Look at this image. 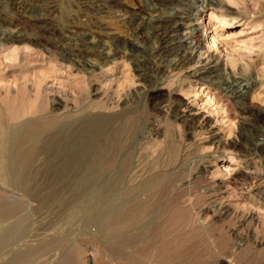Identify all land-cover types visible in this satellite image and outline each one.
<instances>
[{"label": "rangeland", "instance_id": "1", "mask_svg": "<svg viewBox=\"0 0 264 264\" xmlns=\"http://www.w3.org/2000/svg\"><path fill=\"white\" fill-rule=\"evenodd\" d=\"M221 1L235 20L223 19L219 9H205L200 59L197 54L187 69L164 65L155 71L158 41L149 32L135 33L137 25L129 22L132 12L147 11L144 0H0V208H13L0 222V232L27 220L15 247L4 246L0 238L1 264L19 249L32 253L28 264H61L70 255L72 264H264V191L254 189L264 177V150L255 148L264 146V116L218 101L230 76L253 75L258 79L250 101L264 109V0ZM240 19L245 25L237 27ZM99 38L108 42L104 61ZM129 42L139 44L141 51ZM212 55L219 58L224 77L204 82L198 70ZM89 60L100 69L85 67ZM173 93L209 125L206 130H189L174 116ZM37 129H43V140L22 138ZM209 132L219 143H209ZM87 133L95 137L84 169L102 170L87 196L100 200L68 223L69 192L84 169L66 179L49 162L46 169L43 142L56 138L73 144L70 135L87 139ZM13 139L24 141L20 152L28 154L22 161L30 165L19 161L8 169ZM17 166L35 173L30 174L36 176L32 192L19 187L16 172L26 169ZM116 212L126 230L101 236L100 222Z\"/></svg>", "mask_w": 264, "mask_h": 264}, {"label": "bare ground", "instance_id": "2", "mask_svg": "<svg viewBox=\"0 0 264 264\" xmlns=\"http://www.w3.org/2000/svg\"><path fill=\"white\" fill-rule=\"evenodd\" d=\"M118 1V0H116ZM113 2V1H112ZM115 2V1H114ZM117 3V2H116ZM144 3L146 5V8H147V13H148V10H149V14L146 16V12H144V10H140V11H134V12H130L128 9H125V12H127L128 14L131 13V19L129 18V22L130 20H132L131 24H133L134 28L136 27L135 25H137V27H140V24L139 22L142 21V23L144 22V25L143 27L141 28H135V33H141L142 31H144V33L146 32H149L147 34H150V37L152 36V38L156 39L158 42L157 44L159 43V48L157 50H155V52H153V57L155 55V57L158 58V65L159 67L154 66L152 63L156 60H155L151 63L155 68L157 67V70H160V68H163L164 65H167V66H170L171 67H176L177 68H180V70H182V68H186L187 66L189 67L193 62H194V59H197L195 58V56L198 54V58L200 56H202V51H203V48H202V44H201V39H202V15L203 13L205 12V9L207 8H214V9H219L220 11V15L223 19L227 20V19H230L232 14H233V11L231 12V8L227 7L223 1L221 0H144ZM110 4V3H109ZM115 4V3H114ZM117 5V4H116ZM119 7H120V2H119ZM111 6V4H110ZM104 7V6H103ZM106 8V7H105ZM118 8V7H116ZM115 8V9H116ZM122 9V8H120ZM123 10V9H122ZM105 10L103 9L102 12H104ZM118 11V9H117ZM121 11V10H120ZM163 12V13H162ZM107 13V12H105ZM123 13V12H121ZM108 14V13H107ZM104 15V14H103ZM119 15V13H118ZM237 15V14H236ZM126 16V15H124ZM129 16V15H128ZM242 16V15H241ZM127 17V16H126ZM124 17V18H126ZM243 17V16H242ZM245 17V16H244ZM243 17V19H244ZM121 18V17H120ZM243 19H240L239 22H236L235 24L237 25V27H242L244 26L245 24H242L243 23ZM125 20V19H124ZM128 20V19H127ZM234 18H231L229 20V22H234ZM141 23V24H142ZM139 25V26H138ZM142 26V25H141ZM132 27V26H130ZM133 30V29H132ZM131 30V31H132ZM7 31V30H6ZM5 32V31H4ZM11 32V31H10ZM134 32V31H133ZM9 33V32H8ZM104 34V33H103ZM101 34V36L103 35ZM107 35V34H106ZM134 35V34H133ZM100 36V35H99ZM108 36V35H107ZM132 36V35H131ZM138 36V35H137ZM136 36V37H137ZM140 36V35H139ZM147 38L149 35H146ZM13 38V37H12ZM3 39V38H2ZM8 39V38H7ZM19 39V38H18ZM109 39V38H108ZM112 39V38H111ZM121 39V38H120ZM130 39H132L130 37ZM139 38H136L134 40H137ZM141 39V38H140ZM153 39V40H154ZM104 40V39H103ZM102 39L100 41V38H99V43H98V51L101 50V54L102 55H105L106 58L103 59L106 60L107 58H109V55L107 54V49L106 48V42H104ZM110 40V39H109ZM112 40H115L114 37ZM123 40H126V39H123ZM122 40V41H123ZM116 41V40H115ZM121 41V42H122ZM138 41V40H137ZM136 41V42H137ZM151 41V39H150ZM97 42V41H95ZM125 42V41H124ZM128 42V41H127ZM125 42V43H127ZM134 42V41H133ZM135 42V43H136ZM139 42V41H138ZM108 43V42H107ZM118 43V42H117ZM120 43V42H119ZM131 43V45L134 47V48H137L138 49H142L141 47H139L136 44L132 43V42H129V44ZM156 43V42H155ZM92 44V43H91ZM94 44V43H93ZM124 44V43H123ZM126 45V44H124ZM123 45V46H124ZM92 46V45H91ZM108 46V45H107ZM120 45L118 44V47ZM90 47V46H89ZM95 47V46H93ZM129 47V46H128ZM131 47V46H130ZM129 47V48H130ZM96 48V47H95ZM131 50V48H130ZM133 50V49H132ZM154 50V49H153ZM107 51V52H106ZM139 51V50H138ZM141 51V50H140ZM139 51V52H140ZM99 53V54H100ZM136 53V52H135ZM110 54V53H109ZM133 53H131V56H132ZM139 54V53H137ZM136 54V55H137ZM111 55V54H110ZM149 55V54H148ZM151 55V54H150ZM149 55V57H150ZM120 56V55H119ZM135 56V54H134ZM118 57V56H117ZM137 59H138V55L136 56ZM116 58V56H115ZM100 59V58H99ZM113 59V58H112ZM136 59V58H135ZM151 60V58H149ZM200 59V58H199ZM153 60V59H152ZM110 61V60H109ZM113 61V60H112ZM89 62H92V61H88V65H84L85 67L88 66L90 70L92 71H96V70H99L100 66L98 67V63L97 65L96 64H93L94 62L92 63H89ZM149 62V61H148ZM219 62V58H218V61L217 59H214L213 55L210 57L209 56V59L207 61L206 64H202V66H200L199 68V75H198V72L196 73L195 72V75L194 76H197L198 75V78L201 79V80H204V82H208V80H214V79H221L223 78V73L221 71V68H220V64L218 63ZM147 63V62H146ZM145 63V64H146ZM196 63V61L194 62ZM103 64V63H102ZM144 64V63H143ZM143 64H142V67H143ZM150 64V63H149ZM148 64V65H149ZM157 64V63H156ZM198 64V63H197ZM147 66V65H146ZM87 67V68H88ZM150 67V66H149ZM187 67V68H188ZM151 68V67H150ZM153 68V67H152ZM168 68V67H167ZM172 68V69H173ZM186 68V69H187ZM139 69H140V65H139ZM138 69V71H139ZM146 67L144 68V71H145ZM142 70V69H141ZM154 70V69H153ZM163 70L162 69V73H163ZM143 71V70H142ZM141 71V72H142ZM147 71V70H146ZM152 71V70H151ZM150 71V72H151ZM140 72V73H141ZM148 72V71H147ZM160 72V71H158ZM146 73V72H145ZM154 73V72H153ZM156 73V72H155ZM154 73V74H155ZM142 74V73H141ZM149 74V73H148ZM158 74V73H157ZM156 74V75H157ZM152 75V74H151ZM150 75V76H151ZM155 75V76H156ZM140 76V75H139ZM145 76V75H143ZM141 75V77H143ZM147 76V74H146ZM145 76V77H146ZM161 76V75H160ZM160 76H156V77H160ZM155 78V77H154ZM231 78V79H230ZM146 80V78H144ZM142 79V80H144ZM152 79V77L150 78ZM156 79V78H155ZM153 79V80H155ZM258 79V78H257ZM257 79L253 77V75L251 76H248V77H245V76H230L229 77V81H228V85L226 88H222V90H220L219 92V96H218V101L220 103H224L225 105H229L230 108H236L238 109V111H241L242 113H248V114H251V115H255L257 118L260 117V116H264V109H259V108H256L255 106H253L252 102L250 101V98H251V95H252V89L255 87L256 83H257ZM149 80V78H148ZM157 80V79H156ZM228 80V79H227ZM152 81V80H149V82ZM146 82V81H145ZM153 82V81H152ZM150 82V83H152ZM227 82V81H226ZM148 83V81L146 82ZM227 84V83H226ZM217 87V86H216ZM176 93V92H175ZM175 93L171 94L169 96V98L171 99V110L172 112L175 114L174 116L179 119V120H182L183 124L190 130V129H194L196 131V129H201V130H206L208 128L209 125H207L206 122L204 121H200L198 119V114L195 115L196 113H193V110L191 109L190 106H187V104L185 102H183V100L181 99V97L179 98L178 95H176ZM168 98V97H167ZM228 106V107H229ZM83 114V113H82ZM58 115V114H57ZM92 115V114H91ZM99 115V114H98ZM107 115V114H106ZM99 117V116H98ZM105 116H103V119H104ZM200 117V116H199ZM108 118V117H107ZM110 118V117H109ZM101 119V118H100ZM99 119V120H100ZM201 119V118H200ZM92 120V119H91ZM90 120V121H91ZM95 122L96 120H98L97 118L94 119ZM114 120V119H113ZM38 121V120H37ZM55 121V120H54ZM65 121V120H64ZM93 121V120H92ZM109 121H112V120H109ZM58 122V121H57ZM55 122V123H57ZM87 122V121H86ZM102 122V120H101ZM100 122V123H101ZM113 122V121H112ZM115 122V121H114ZM119 122V121H118ZM98 125H99V122H97ZM106 123V122H105ZM104 123V124H105ZM107 123H109L107 121ZM41 124V123H40ZM47 124V123H46ZM60 124V123H59ZM82 124V123H81ZM87 124V123H86ZM93 124V125H92ZM102 124V123H101ZM110 124V123H109ZM89 125V124H88ZM92 126L96 125L94 123H91ZM90 125V126H91ZM103 125V124H102ZM108 125V124H107ZM32 126V125H31ZM46 126V125H45ZM72 126V125H71ZM78 126V125H77ZM83 126V124H82ZM97 126V125H96ZM101 126V125H100ZM104 126V125H103ZM102 126V127H103ZM110 126V125H109ZM49 127V126H48ZM57 127V126H56ZM68 127V126H67ZM87 127V126H86ZM106 127V125H105ZM111 127V126H110ZM45 128V127H44ZM53 128V127H52ZM64 128V127H63ZM85 128V126L83 127ZM88 128H90L88 126ZM94 128V127H93ZM96 128H99L98 126ZM104 128V127H103ZM108 128V127H106ZM106 128L104 130H106ZM210 128V127H209ZM31 129V128H30ZM46 129V128H45ZM44 129V130H45ZM82 129V128H81ZM86 129V128H85ZM83 129V130H85ZM91 129V128H90ZM112 129V128H111ZM111 129H107L108 131H110ZM242 129V128H241ZM244 129V128H243ZM246 129V128H245ZM243 130V131H246V130ZM29 130V129H28ZM51 130V129H50ZM49 130V132H50ZM62 130V129H61ZM68 130V129H67ZM70 130V129H69ZM82 130V132H83ZM92 130V129H91ZM100 130H101V127H100ZM103 130V129H102ZM101 130V131H102ZM115 130V129H114ZM43 129H37V130H32V132H28V134H26L24 137L22 138H25V137H31L33 138V141H37V138H39L41 136V133L43 136H45L43 134ZM59 131V130H57ZM63 131V130H62ZM76 131V130H75ZM90 131V130H89ZM193 131V130H191ZM241 131V130H240ZM240 133V135H242V132ZM45 132V131H44ZM61 132V131H60ZM70 132V131H69ZM78 132V131H77ZM86 132V131H84ZM83 132V133H84ZM104 132V131H102ZM112 132V131H111ZM114 132V131H113ZM212 132V131H211ZM211 132H209V143L211 145H215L219 142H217L216 138L218 137H215ZM47 133V132H46ZM45 133V134H46ZM54 133V132H53ZM63 133V132H62ZM71 133V132H70ZM73 133V132H72ZM91 133V132H89ZM93 134V133H92ZM97 134L96 132H94V135ZM108 134V133H107ZM116 134V132H115ZM244 134V133H243ZM246 134V133H245ZM56 135V134H55ZM68 137H69V134H67ZM87 135H90L87 139H85V135H76V134H73V135H70L71 138L74 139V143L72 144V139L70 140L71 144L72 145H69L70 143L66 142L65 140H58L55 142V139L53 138L51 141H49L50 139H47L46 141L43 142V146H45V148H48V151L47 149L45 151H47L45 154L48 155V161H46V165L48 164L47 162H49V164H51V169H54L53 172H57L59 173L60 175H63V177L67 174L69 175L70 173H77L79 171V168L81 170V167H83L82 169H84V166L86 165L83 164L84 161L88 158H90V156H88V153H89V148L90 146L92 145H89V142L95 137H91L92 135L91 134H88ZM99 135V134H98ZM110 135V134H109ZM14 136V135H13ZM22 136V135H20ZM243 136V135H242ZM9 137V136H8ZM67 137V136H66ZM64 137V138H66ZM67 137V138H68ZM13 138H18L17 136L16 137H13ZM44 138V137H43ZM49 138V136L47 137ZM60 138V137H59ZM66 138V139H67ZM97 138V137H96ZM40 139V138H39ZM41 139H42V136H41ZM14 141H16V139H13ZM43 140V139H42ZM45 140V139H44ZM55 144H54V142ZM95 140V139H94ZM93 140V142H94ZM20 141V140H19ZM18 139L16 141V144L14 142V146H11L12 148L10 149L11 150V155H9L10 157H8L6 160L8 163H10L11 165H7L8 166H13L14 164L13 163H19V161H21L20 163L21 164H26L27 161H22L26 158V153H22L20 152L21 148H22V145L24 144V141L23 142H19ZM25 144L28 143L27 141V138L25 140ZM32 141V140H31ZM29 141V142H31ZM32 141V142H33ZM18 142V143H17ZM31 142V143H32ZM92 142V143H93ZM23 143V144H22ZM37 143V142H36ZM208 143V142H207ZM12 144V143H11ZM51 144L54 146H51ZM91 144V142H90ZM209 144V145H210ZM94 145V144H93ZM42 146V147H43ZM44 148V147H43ZM42 148V149H43ZM92 148V147H91ZM90 148V149H91ZM255 148L258 149V150H264V146L263 144H256L255 145ZM40 149V148H39ZM9 150V152H10ZM31 150V149H30ZM255 150V149H254ZM7 151V150H6ZM32 151V150H31ZM44 151V150H43ZM91 151V150H90ZM93 151V150H92ZM261 152V151H259ZM8 153V152H7ZM25 154V155H24ZM6 155V154H5ZM30 157V155H27ZM95 156V155H94ZM28 157V158H29ZM96 157V156H95ZM94 157V158H95ZM6 157H4L5 159ZM93 158V157H92ZM93 158V159H94ZM31 159V158H30ZM47 159V158H46ZM92 159V160H93ZM26 160V159H25ZM29 160V159H28ZM91 160V159H90ZM91 160V161H92ZM100 160V159H99ZM30 161V160H29ZM6 162V161H5ZM6 162V164H7ZM24 162V163H23ZM87 162H89V160H87ZM93 162V161H92ZM92 162H89L90 164ZM96 162V161H95ZM5 164V165H6ZM13 164V165H12ZM28 165H30L29 163H27ZM26 164V165H27ZM83 164V166H82ZM97 166H98V163H96ZM96 164H94L93 162V165L96 166ZM89 164H87L88 166ZM100 165V164H99ZM16 166V164H15ZM95 166H93L95 168ZM102 166V165H101ZM10 167V168H11ZM24 167V166H22ZM22 167H14L16 170L20 169ZM53 167V168H52ZM90 168L91 165H89ZM100 167V166H99ZM13 168V169H14ZM26 169V167H24ZM23 168V169H24ZM30 167H28L29 169ZM46 168V167H45ZM93 168V169H94ZM9 169V167H8ZM13 169H11L10 171H12ZM22 169V170H23ZM24 169V170H25ZM32 169V168H31ZM48 169V165H47V168ZM50 169V170H51ZM87 170H81L79 173L81 174L80 176L77 175V178L74 180L75 183L74 185L71 187V190L69 192L72 200H71V203H72V207H70V212L68 214V216H66V221H72L73 217L78 214V213H82V214H87L89 211H91L94 206L96 204H99V200H96L97 198L95 197H92V196H87V191L88 190H91L93 189L94 191V186L96 185L95 183L97 182L98 180V174L100 175V170H96V169H99V168H96L95 170H88V168H86ZM30 170V169H29ZM48 171L47 173H52V171ZM31 171V170H30ZM35 171V170H34ZM45 171V170H44ZM115 171V169H114ZM118 170H116L117 172ZM9 172V171H8ZM32 172V171H31ZM31 172H28L27 169L25 170V172L23 171H19V172H16L17 173V177L19 179V187L21 186L22 189L26 192H32L33 188H31L30 186V182L32 181V179H35V178H31V176H33L35 173H31ZM44 173V172H43ZM9 176L12 174L11 173H8ZM13 174L14 173V170H13ZM12 174V175H13ZM31 174V176H30ZM33 174V175H32ZM41 174V173H40ZM46 174V173H45ZM53 174V173H52ZM74 174V173H73ZM113 174V173H112ZM9 177V179L11 180L12 179V176ZM41 175H44V174H41ZM51 175V174H50ZM55 175V174H54ZM59 175V176H60ZM75 175V174H74ZM73 175V177H74ZM121 175V174H120ZM58 176V175H56ZM65 176V177H66ZM72 174L68 177H70L69 179H72L71 178ZM79 176V177H78ZM238 176H243V175H237L236 178ZM7 177V176H6ZM47 177H54V176H47ZM46 177V178H47ZM62 177V178H63ZM64 177V178H65ZM67 177V178H68ZM113 177V176H112ZM54 178H57V177H54ZM59 178V177H58ZM61 178V176H60ZM59 178V179H60ZM117 178V177H116ZM66 179V178H65ZM245 179V177H244ZM9 180V181H10ZM235 180V179H234ZM6 181V180H5ZM12 181V180H11ZM73 181V182H74ZM17 184V185H18ZM32 189V190H31ZM255 191H258V192H262L264 191V177L262 178V180L256 185V187L254 188ZM219 192V191H218ZM212 193V192H211ZM220 193V192H219ZM264 194V192H262ZM224 193H221L220 196H223ZM262 195V194H261ZM213 197V196H212ZM226 197V196H225ZM3 201V200H2ZM1 203V202H0ZM70 203V205H71ZM9 205V204H8ZM8 205H5V206H8ZM2 207L0 208V222H2L5 218H7L8 214L11 213V210L13 208L11 207H5L3 208V205H1ZM10 206V205H9ZM14 207V206H13ZM17 207V206H15ZM21 208V207H19ZM83 209L85 212H83ZM16 210V208L14 209ZM17 210L18 207H17ZM128 210V209H127ZM20 211V210H19ZM126 211V210H125ZM14 212V211H12ZM118 212V211H117ZM111 213L110 215H108L107 217H104V219H102V221L100 222V226H99V234L101 236H108V235H117L121 232H123L124 230H126L122 224L120 223L119 221V218L121 216H119L120 214L118 213ZM128 212V211H127ZM130 212V211H129ZM133 212V211H132ZM15 213H18L15 211ZM121 213V212H120ZM126 214V212H125ZM128 214V213H127ZM135 214V213H134ZM11 215V214H10ZM15 215V214H14ZM26 216V215H25ZM128 216V215H127ZM252 216V215H251ZM10 217V216H9ZM24 217V216H23ZM29 218V217H28ZM124 218V217H123ZM122 218V219H123ZM18 219V218H17ZM130 219V218H129ZM26 220V218H25ZM30 219H28V222H29ZM33 220V219H32ZM126 220V218H125ZM135 220V219H134ZM27 221V220H26ZM24 221L23 219V224L22 222L19 221H14L13 223V226L10 230L4 232V233H1L0 232V238H1V243L6 246V245H11L10 247H13L12 244L14 245L15 247V242L14 241H17L16 238L17 237H20V235L23 233L22 231L26 229L27 226H25V229L22 227L25 225V223L27 224V222ZM71 223V222H70ZM29 224V223H28ZM29 226V225H28ZM127 227V226H126ZM131 227V226H130ZM23 228V229H22ZM122 228L123 231H122ZM27 229H30V228H27ZM28 232V230H26ZM26 231H24L26 233ZM30 232V233H29ZM29 234H31V231L29 230ZM34 232V231H33ZM57 232V231H56ZM58 233V232H57ZM28 234V235H29ZM25 235V234H24ZM27 235V236H28ZM24 237V236H22ZM21 237V239H22ZM21 241L20 239H18V242ZM14 242V243H13ZM247 243V242H246ZM2 244L0 247H2ZM169 244V243H168ZM30 245V244H29ZM3 246V249H7V248H4ZM8 247V246H6ZM36 247V246H35ZM167 247V246H166ZM170 247V246H169ZM32 248V247H31ZM33 248H34V245H33ZM2 249V250H3ZM9 251H10V248H8ZM14 249V248H13ZM30 247L28 248V252L29 251H33V250H29ZM34 249H38V247L34 248ZM12 250V249H11ZM18 250V249H17ZM20 250V249H19ZM16 251L18 253H15V254H12L11 252L8 254V255H12V256H8L6 259H4L5 257H3L2 259L5 260V263L4 264H28V261L31 259H29L31 257V254L28 256V253H27V250L25 251ZM22 250H24V248H22ZM7 251V250H6ZM65 256H68V255H65ZM71 256V255H70ZM69 256V258H71ZM168 257V256H167ZM171 257V256H170ZM169 257V258H170ZM69 258H64V259H61V261H63L61 264H72L73 263V259H69ZM1 259V260H2ZM51 260V259H50ZM55 260V259H54ZM72 262H71V261ZM2 261H0V264H1ZM71 262V263H70ZM132 262V261H131ZM138 262V261H136ZM140 262V260H139ZM33 263V262H32ZM51 263V261H50ZM31 264V262H30ZM38 264V263H37ZM40 264V263H39ZM43 264V263H42ZM46 264V263H45ZM79 264V263H78ZM141 264V262H140ZM144 264V263H143Z\"/></svg>", "mask_w": 264, "mask_h": 264}]
</instances>
